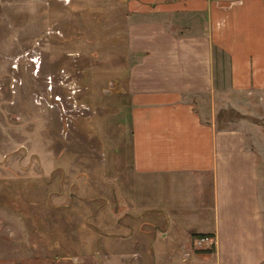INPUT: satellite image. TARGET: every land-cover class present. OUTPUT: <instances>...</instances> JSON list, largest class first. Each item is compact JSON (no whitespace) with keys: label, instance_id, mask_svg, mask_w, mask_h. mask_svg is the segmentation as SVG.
Here are the masks:
<instances>
[{"label":"rangeland","instance_id":"374dc122","mask_svg":"<svg viewBox=\"0 0 264 264\" xmlns=\"http://www.w3.org/2000/svg\"><path fill=\"white\" fill-rule=\"evenodd\" d=\"M29 1L0 2V259L181 264L211 249L196 234L165 244L153 211L116 194L131 155L128 0ZM219 104L221 125L245 126L264 194V89Z\"/></svg>","mask_w":264,"mask_h":264},{"label":"crops","instance_id":"0c3cea01","mask_svg":"<svg viewBox=\"0 0 264 264\" xmlns=\"http://www.w3.org/2000/svg\"><path fill=\"white\" fill-rule=\"evenodd\" d=\"M127 4L131 155L127 175L114 171L116 194L130 211H153L165 244L214 237L211 249L181 264H264L258 152L245 126L221 125L219 117V100L251 101L264 89V0ZM219 55L227 66H217ZM95 257L0 264H98Z\"/></svg>","mask_w":264,"mask_h":264},{"label":"built area","instance_id":"2783aa9c","mask_svg":"<svg viewBox=\"0 0 264 264\" xmlns=\"http://www.w3.org/2000/svg\"><path fill=\"white\" fill-rule=\"evenodd\" d=\"M214 242V237L211 235H200L197 236L195 239L196 245H204V244H211Z\"/></svg>","mask_w":264,"mask_h":264},{"label":"trees","instance_id":"16d2710c","mask_svg":"<svg viewBox=\"0 0 264 264\" xmlns=\"http://www.w3.org/2000/svg\"><path fill=\"white\" fill-rule=\"evenodd\" d=\"M200 235H202V234H198V236H200Z\"/></svg>","mask_w":264,"mask_h":264}]
</instances>
